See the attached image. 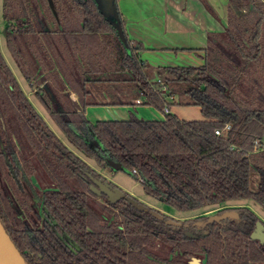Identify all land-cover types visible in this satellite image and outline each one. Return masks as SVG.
<instances>
[{
  "label": "trees",
  "instance_id": "1",
  "mask_svg": "<svg viewBox=\"0 0 264 264\" xmlns=\"http://www.w3.org/2000/svg\"><path fill=\"white\" fill-rule=\"evenodd\" d=\"M2 12L15 63L85 156L136 179L137 169L146 194L179 211L244 199L264 209V0H228L227 26L206 34L198 66H150L95 0H3ZM139 104L164 117L86 118L88 106ZM173 105L200 106L203 119L166 112ZM94 178L105 181L51 130L0 53V221L28 264H264V221L247 206L189 237L126 200L97 201Z\"/></svg>",
  "mask_w": 264,
  "mask_h": 264
},
{
  "label": "crops",
  "instance_id": "2",
  "mask_svg": "<svg viewBox=\"0 0 264 264\" xmlns=\"http://www.w3.org/2000/svg\"><path fill=\"white\" fill-rule=\"evenodd\" d=\"M207 1L216 14H212L202 0H118L117 8L128 38L134 46L142 45L141 55L150 66H198L204 64L206 34L225 30L228 22V0ZM133 108L137 112H133ZM123 110L143 119L152 115L136 105H103L87 107L86 116L92 123L98 120L127 119ZM180 110L183 116L174 112V105L168 112L187 120L203 119L198 112L190 114L192 110ZM159 115L154 119L164 117L162 113Z\"/></svg>",
  "mask_w": 264,
  "mask_h": 264
},
{
  "label": "rangeland",
  "instance_id": "3",
  "mask_svg": "<svg viewBox=\"0 0 264 264\" xmlns=\"http://www.w3.org/2000/svg\"><path fill=\"white\" fill-rule=\"evenodd\" d=\"M2 5H3V0H0V51H1L2 55L5 57L8 65L12 69L15 77L19 81V84L21 85L22 89L25 91V93L27 94V96L29 97L31 102L33 103L34 107L42 115V117L45 119V121L50 126V128L57 134V136L61 140H63V142L70 149H72L74 152H76L79 156H81L86 162H88L95 169L102 171L104 174H108V178L110 179V181L117 184L123 191L132 193L138 200L142 201L143 203H145L149 206H153L155 208H158L159 210H162L164 213H166V214H168V215H170L176 219H184V218H188L191 216L197 217V216L202 215V214L203 215L204 214L205 215L215 214L218 209H220L221 207H226L227 205L228 206H233V205L234 206H242L243 205V206H247L252 211H254L264 221V209L261 207L260 204H258L256 201H254L252 199L235 200V201H229L228 203L220 205V206L219 205H213V206H207V207H203V208H196V209L189 210V211H179V210L173 208L172 206L167 205V204H165L159 200H156L155 198L147 195L145 193L144 185L139 180H137L135 177L128 174L124 170H117V171L114 170L112 172L109 167L101 168V166L97 164L95 159L86 157L81 151L76 149L67 140V138L63 134L62 130H60L58 125L51 118V116H50L49 112L47 111V109L45 108V106L40 102L39 98L34 93L33 86H30V84L26 81V79L22 75L20 69L18 68L17 64L15 63V60H14L13 56L11 55V53H10V51L6 45V40H5V36L3 33L4 19H3ZM136 46H137V44L135 45V47ZM142 51L143 50L139 48L140 57H142V55H141L143 53ZM144 60H146V59H144ZM184 64H191V63H184ZM136 106L143 107L147 110V112H149V114H152V115H147V118H145L147 120L154 119V118L160 116L159 113H161V112L158 111L154 106L151 107L149 105H142V104H139ZM140 109H142V108H140ZM178 109L179 110L180 109L192 110V112H190V114L198 112L203 116L200 106L174 105V112L178 113L180 116H183L182 113H179ZM131 110H133V112H137L135 110V108H133ZM113 111H115V110H113ZM122 113L127 114V117H126L127 119L130 118L132 115V114L128 113L127 110H123ZM135 114H137V113H135ZM134 116H138V115H134ZM255 179H256V176L253 175V181H252V188L253 189L255 188ZM32 183L37 185V180L35 177H32ZM99 200L100 199H98L97 201H99ZM101 202H103V199H101Z\"/></svg>",
  "mask_w": 264,
  "mask_h": 264
},
{
  "label": "water",
  "instance_id": "4",
  "mask_svg": "<svg viewBox=\"0 0 264 264\" xmlns=\"http://www.w3.org/2000/svg\"><path fill=\"white\" fill-rule=\"evenodd\" d=\"M100 12L103 16L115 27L120 39L128 48V40L126 34L123 30L121 16L117 8V4L115 0H95ZM137 49L140 48L139 45L136 46ZM110 166L114 170L122 169L123 167L121 164L113 161L108 160ZM93 190L98 194H105L108 196V199L112 202L120 200L121 198L125 197V193L118 189V188H111L110 185L107 183L95 179V185L93 186ZM127 200L134 204L138 209L147 210V208L143 205L138 203L137 200L133 199L132 197L126 196ZM229 216H238L236 211H228L223 213L219 216H211L209 221H218L222 218H227ZM258 229H263V226L259 225ZM198 261V260H196ZM0 264H28L10 236L8 235L7 231L5 230L4 226L0 221Z\"/></svg>",
  "mask_w": 264,
  "mask_h": 264
},
{
  "label": "flooded vegetation",
  "instance_id": "5",
  "mask_svg": "<svg viewBox=\"0 0 264 264\" xmlns=\"http://www.w3.org/2000/svg\"><path fill=\"white\" fill-rule=\"evenodd\" d=\"M4 26H5V21H4ZM0 53H1V51H0ZM1 55H2V53H1ZM3 56V55H2ZM4 57V56H3ZM5 58V57H4ZM6 60V59H5ZM7 62V61H6ZM8 64V63H7ZM10 67V66H9ZM12 70V69H11ZM13 72V71H12ZM14 74V73H13ZM15 76V75H14ZM16 78V77H15ZM17 79V78H16ZM18 81V80H17ZM18 83H19V81H18ZM21 86V85H20ZM31 86V85H30ZM22 88V87H21ZM34 88V93L36 94V96L38 97V95H37V92L39 91V88H40V86L38 87V86H36V87H33ZM23 90V89H22ZM24 91V90H23ZM24 93H25V91H24ZM25 95H26V97L28 98V100L30 101V103L33 105V103L31 102V100L29 99V97L27 96V94L25 93ZM39 98V97H38ZM39 100H40V98H39ZM40 102H41V100H40ZM42 103V102H41ZM43 104V103H42ZM34 106V105H33ZM89 107V106H88ZM36 109V108H35ZM87 109V108H86ZM36 111H37V109H36ZM38 112V111H37ZM38 114L40 115V116H42L39 112H38ZM86 118H87V116H86ZM44 119V118H43ZM45 120V119H44ZM88 120V119H87ZM91 122V121H90ZM47 123V122H46ZM56 123V122H55ZM57 124V123H56ZM49 126V125H48ZM50 127V126H49ZM59 127V126H58ZM60 128V127H59ZM52 130V129H51ZM61 130V129H60ZM53 131V130H52ZM54 132V131H53ZM55 133V132H54ZM56 134V133H55ZM56 136H57V134H56ZM58 137V136H57ZM59 138V137H58ZM60 139V138H59ZM61 140V139H60ZM62 142H63V140H61ZM77 149V148H76ZM72 150V149H71ZM73 151V150H72ZM74 152V151H73ZM76 153V152H75ZM77 154V153H76ZM78 155V154H77ZM81 157V156H80ZM87 157V156H86ZM82 158V157H81ZM88 163V162H87ZM108 164H109V162H108ZM107 167H109L110 169H111V171L113 172L114 171V169L110 166V164L107 166ZM94 168V167H93ZM101 168H103V167H101ZM105 168V167H104ZM97 170V169H96ZM119 170H121V169H119ZM101 175H103L104 176V178H105V181H103V180H101V179H99V180H101V181H103V182H105V183H107L108 185H110V183H112V184H114L115 186H111V188H118V189H120V190H122L117 184H115L114 182H112V181H110V179L108 178V174H104L102 171H100V170H97ZM115 171H117V170H115ZM133 174H135V175H137L138 176V179L137 180H139L142 184L145 182V179L139 174V172H138V170L136 169V172H134V169H133ZM32 177H35V176H32ZM32 177H31V183H32ZM36 178V177H35ZM95 179H97V178H94L93 179V185L91 186V189L93 190V186L95 185ZM36 180H37V185H35L34 183H32L36 188H38L39 190H45V189H48V188H44L43 187V185H44V183L43 182H40L37 178H36ZM123 191V190H122ZM93 192L96 194V195H98L94 190H93ZM124 193H125V197H123V198H121L120 200H117V201H115V202H112V201H110L109 199H108V196L107 195H105L104 193L103 194H101V195H98V199H100V201H101V199H103V201H105V197L104 196H106V199H107V201L108 202H110V203H116V202H119V201H122V200H126L127 202H129L128 200H127V198H126V196H129V197H132L133 199H135V200H137L138 201V203H140V204H143L146 208H147V210H141V209H138L134 204H132V203H130V204H132L134 207H136V209L138 210V211H145V212H147V211H150L152 214H154V215H156L159 219H161V220H165V222L167 223V224H171V225H175V226H182V225H184V227L187 229L186 231H185V233H186V235H188L189 237H195L196 235L192 232V231H190L189 229H191L192 227H194L192 230H197V231H201L202 233H208V228L212 225V224H214V223H221L222 221H224V220H228L229 218H237L238 216H239V213H238V216H229V217H227V218H222V219H220V220H218V221H209V219H210V217L211 216H219V215H222L223 213H225V212H228V211H235V207H239V206H226V207H221L220 209H218L217 210V212L215 213V214H210V215H203L202 213V215H199V216H197V217H193V216H191V217H188V218H184V219H176V218H174V217H172V216H170V215H168V214H166V213H164L162 210H159L158 208H155V207H153V206H149V205H147V204H145V203H143L142 201H140V200H138L132 193H129V192H126V191H123ZM146 193V192H145ZM148 195V194H147ZM150 196V195H149ZM36 197L38 198V196H37V194H36ZM213 206V205H212ZM220 206V205H219ZM243 206V205H242ZM205 207H207V206H205ZM149 208H152V210H149ZM227 208V209H226ZM226 209V210H225ZM200 214V213H199ZM198 215V214H197ZM192 220V221H191ZM188 221H190V223H188ZM257 236L256 237H258V238H260L261 240H263L264 241V232H263V229H258L257 230ZM163 251H167V252H169V250L168 249H165V250H163ZM124 252V251H123ZM177 253V252H176ZM124 254H125V252H124ZM169 255H171V254H169ZM114 260V259H113ZM196 260H198V261H196ZM112 264H115L114 262L112 263ZM189 264H206V260L204 259V258H202V257H199V256H192L190 259H189Z\"/></svg>",
  "mask_w": 264,
  "mask_h": 264
},
{
  "label": "built area",
  "instance_id": "6",
  "mask_svg": "<svg viewBox=\"0 0 264 264\" xmlns=\"http://www.w3.org/2000/svg\"><path fill=\"white\" fill-rule=\"evenodd\" d=\"M169 111V108H166V112H168ZM230 129V125H226L225 127H224V129H216L215 130V132H216V134L217 135H221L222 133H223V131H226V130H229ZM256 145L259 147H263L264 146V142H263V140L262 141H256ZM134 172H136V169H134Z\"/></svg>",
  "mask_w": 264,
  "mask_h": 264
}]
</instances>
